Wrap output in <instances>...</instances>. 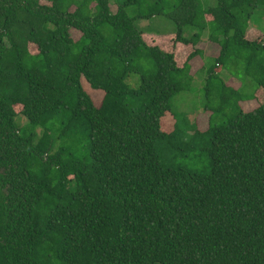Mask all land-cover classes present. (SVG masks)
I'll return each instance as SVG.
<instances>
[{"label":"trees","instance_id":"16d2710c","mask_svg":"<svg viewBox=\"0 0 264 264\" xmlns=\"http://www.w3.org/2000/svg\"><path fill=\"white\" fill-rule=\"evenodd\" d=\"M258 11L264 0H0V264H264ZM156 17L177 32L146 43L135 22ZM205 35L219 48L202 67L207 127L187 132L172 101Z\"/></svg>","mask_w":264,"mask_h":264},{"label":"rangeland","instance_id":"374dc122","mask_svg":"<svg viewBox=\"0 0 264 264\" xmlns=\"http://www.w3.org/2000/svg\"><path fill=\"white\" fill-rule=\"evenodd\" d=\"M122 1V0H118ZM112 2V12H115V9L117 8L116 3ZM202 8H209V7H215L216 6V0H200ZM133 9L129 10V15L133 16ZM135 25L137 29L141 32H143L144 36L146 37L145 41L147 43V36H160V35H167V34H174L177 32L176 26L173 22L166 18L162 17H156L151 20H138L135 22ZM249 33L254 34V30H259L261 32H264V13L262 11H258L254 14L252 17V20L249 24ZM254 31V32H253ZM183 35L186 38H189L194 35V30L192 28H185L183 31ZM71 37L73 40L77 41L80 37V33L76 31H71ZM207 38V35L204 36L203 40ZM250 40H253V38H250ZM33 52V49L31 50ZM187 51V50H186ZM35 52V51H34ZM205 53H209L210 56L206 58L204 56V59L202 58H195V65L191 69V74L194 75L191 89L188 92H182L179 95H177L173 101H172V112L177 117L175 120H178L181 123L182 128H186V131L189 132L192 130L194 131H201L203 132L207 127V119L208 115L204 111V106L207 102L206 100V93L204 92V87L206 83V73L205 68L201 69L202 64L209 62L211 63L209 58H213V56L218 55L217 54V46L213 44L210 45L209 48L206 49ZM185 51L180 50L177 54V60L179 62H183L185 60L184 58ZM202 59V60H201ZM219 75L224 79V81L229 82V84L235 88L239 87L238 82L232 81L229 77L230 75L226 71H222L219 73ZM138 78L135 76H131L128 80V83L132 87H136L135 83L137 84ZM84 90L90 95L92 98L94 104L96 107H99L102 99V95L97 92L93 91L88 87L86 83H82ZM252 87L251 89L247 90V92L251 95H253L255 90V84L251 81ZM96 92V93H92ZM263 97V96H262ZM261 97L262 101L263 98ZM254 102L252 101L249 104L244 106L245 110L254 109L256 106H254ZM171 115V114H170ZM172 116V115H171ZM21 118V117H20ZM22 124L24 121L22 120ZM164 127V125H162ZM191 134H188V138ZM177 158L174 160V163L177 166H182L185 168L193 169V170H204L207 167V160L205 157H200L198 152H195L193 154H187L182 156L180 152L176 153Z\"/></svg>","mask_w":264,"mask_h":264},{"label":"crops","instance_id":"0c3cea01","mask_svg":"<svg viewBox=\"0 0 264 264\" xmlns=\"http://www.w3.org/2000/svg\"><path fill=\"white\" fill-rule=\"evenodd\" d=\"M249 29H250V27H249L248 30H247L248 33H249ZM210 45L213 46V44L210 43V42H208L207 40H203V41L198 45V48H200V49L202 50V52H203V54H204V56H205L206 58H208V56H210L209 53H205L206 49L209 48ZM214 46H215V45H214ZM218 52H219V48H218V46H217V54H218ZM214 57H217V55L213 56V58H214ZM194 65H195V61H193L191 67H194ZM202 67H203V64H202V66H201V69H202ZM191 69H192V68H191ZM231 80H232V79H231Z\"/></svg>","mask_w":264,"mask_h":264}]
</instances>
